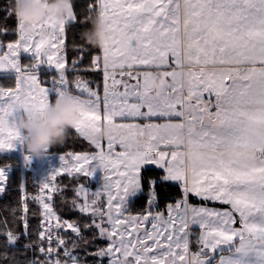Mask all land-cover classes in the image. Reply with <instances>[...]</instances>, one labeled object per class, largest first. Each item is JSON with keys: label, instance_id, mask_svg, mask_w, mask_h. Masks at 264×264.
Segmentation results:
<instances>
[{"label": "snow or ice", "instance_id": "1", "mask_svg": "<svg viewBox=\"0 0 264 264\" xmlns=\"http://www.w3.org/2000/svg\"><path fill=\"white\" fill-rule=\"evenodd\" d=\"M70 8L27 36L11 6L0 18V72L14 80L0 87V154L24 145L18 120L52 103L41 64L58 72L56 100L79 102L69 136L94 149L61 154L37 185L39 195H21L13 227L3 220L0 264H264V0H89L87 10L109 31L132 37L106 44L87 65L88 46L75 45L71 71L98 73L99 80L69 79L66 28L78 21ZM215 25L227 29L221 40ZM197 40L211 44L193 48ZM22 53L33 61L22 64ZM154 74L168 80L162 98L152 94ZM221 117L230 123L217 129ZM24 161L27 167L32 156ZM12 167L0 164V196L11 191ZM97 172L101 183L90 198ZM61 175L76 183L58 185ZM174 185L180 197L165 216L156 209L163 188ZM190 197L227 207L195 205ZM60 204L87 219L69 221Z\"/></svg>", "mask_w": 264, "mask_h": 264}, {"label": "clouds", "instance_id": "2", "mask_svg": "<svg viewBox=\"0 0 264 264\" xmlns=\"http://www.w3.org/2000/svg\"><path fill=\"white\" fill-rule=\"evenodd\" d=\"M72 0H14L12 11L17 21L23 26V33L31 35L35 26L39 25L49 16L57 18L65 17L72 9ZM211 32L216 40L224 38L227 29L221 25H215ZM82 38L92 47L102 49L106 44L114 41L127 43L131 36L124 33L109 31L108 23L97 13L92 26L82 32ZM211 41H194L193 48H201L210 45ZM168 80L163 75L154 74L149 77V84L152 94L163 97ZM79 102L71 97L65 96L52 102L43 112L33 113L18 120V127L24 134V146L32 158H43L49 150L62 146L69 136L70 131L75 127L80 118ZM229 120L221 117L215 122L217 129L229 126ZM261 121H257L260 124ZM108 128H105L100 135L108 136ZM94 139L95 135H90Z\"/></svg>", "mask_w": 264, "mask_h": 264}, {"label": "trees", "instance_id": "3", "mask_svg": "<svg viewBox=\"0 0 264 264\" xmlns=\"http://www.w3.org/2000/svg\"><path fill=\"white\" fill-rule=\"evenodd\" d=\"M14 0H0V18H3L6 10L13 5ZM89 3V0H72L73 4V10L78 16V21L75 24H70L66 28V41H65V52L67 59L69 61L68 67L72 68L71 61L76 58L77 51L75 45L77 44H86L89 48L88 56L85 57L83 64L87 65L89 63L90 57L93 53H99L100 49L92 47L91 45L87 44L86 41L82 38V32L86 29L91 28L92 26V20L95 19L97 12L95 10H92L89 12L87 10V4ZM87 17L85 20L84 18ZM83 21V22H80ZM9 24L14 25L15 24V17H13L11 20H9ZM7 39L14 40L16 37L10 36ZM33 61V59L30 58H22L23 64H29ZM81 77H87L90 75V73L85 72H77ZM76 75L69 74V77L71 79H74ZM50 76H45V80L47 81ZM13 76H0V87L13 84ZM47 83H50V80H48ZM93 151L91 145H89L85 140L81 138H76L74 136H68L65 143L62 146H56L49 150V153L51 154H58L63 153L66 154L69 151ZM3 163H10L12 167V173L11 177L9 179V185L11 186V191H8L3 196H0V233H2L5 229V225L3 223V220H7L8 224L7 227L11 228L13 227L12 221V210H16L17 216L19 215V207H20V197L22 194H27L29 196H35V186L32 182V175L27 173L25 176L23 175L22 168H21V161L17 156H1L0 155V164ZM158 170L153 169V172L151 174H157ZM82 181V180H81ZM23 183L25 185V192L22 193L19 190V184ZM75 184L76 181L72 179L70 181L69 177L67 175L61 176L57 180V184L60 186L68 185V184ZM180 188L178 186H166L163 188L164 196L160 200L159 206L157 210L164 211L166 208V205L169 203H173L175 200L179 199L180 197ZM73 195L72 192L68 191L65 193L66 197H71ZM142 204L143 201L137 202L132 207L133 213H138L142 210ZM30 210H37L38 205L30 200L29 203ZM58 212L60 215H62L64 218L68 219L69 221L72 220H79L83 222L87 219L85 216H81L79 213L75 211H70L69 206L67 204H60L58 207ZM39 224V216L32 217L30 219V225L35 228ZM4 237L3 235H0V245L3 244ZM23 241H21L22 243ZM98 243H104L103 241H98ZM31 255V253L29 254Z\"/></svg>", "mask_w": 264, "mask_h": 264}, {"label": "rangeland", "instance_id": "4", "mask_svg": "<svg viewBox=\"0 0 264 264\" xmlns=\"http://www.w3.org/2000/svg\"><path fill=\"white\" fill-rule=\"evenodd\" d=\"M21 57L33 59V55L31 53H22ZM21 57H20V59H21ZM39 69L40 68H38V71H39ZM40 72H41V70L39 71V73ZM50 99H51V94H50ZM26 154H29L26 147L24 145L18 144L16 149L10 150L7 153H2L0 155L1 156H17L20 159L23 175L25 176V174L29 173L33 177L32 182L35 186V191H36L35 196H36V195H39V188L37 185L47 177V175L49 174V172L53 168L57 167L60 164L59 157L63 153L51 154L48 152V154L43 158H39V159L32 158L31 163L27 167L25 166V161H24V157ZM101 175H102L101 173L97 172L95 178L93 180H91L88 184V187L90 189V192H89L90 198H91L92 190H96L99 188V184L101 183ZM61 176H63V175H61ZM61 176H58L57 180ZM81 182H83V178H82ZM158 211H160V210H158ZM160 212H163L165 214V216H167V213H168L167 207L165 208L164 211L161 210Z\"/></svg>", "mask_w": 264, "mask_h": 264}, {"label": "crops", "instance_id": "5", "mask_svg": "<svg viewBox=\"0 0 264 264\" xmlns=\"http://www.w3.org/2000/svg\"><path fill=\"white\" fill-rule=\"evenodd\" d=\"M22 58L21 57V63H22ZM23 64V63H22ZM68 67V66H67ZM39 71L41 70V72L39 73V78L41 80V82L43 83V85L46 87V88H49L50 89V94H51V100L52 102H55L56 98H57V92H53L51 90V88L48 86V83L46 84V82H48V80H50V83H54V80L53 78L54 77H58V72L56 70V68L54 66H50L48 64H41L39 66ZM69 71H68V76L69 74L71 75H76V74H79L77 72H73L71 71L72 68H69ZM0 76H13L12 73H3V72H0ZM45 76H50L47 81L45 80ZM86 78H89V79H94V80H99L100 79V75L98 73H90L89 76H87ZM70 80H72L70 77H69ZM55 84V83H54ZM119 122V121H118ZM136 122H139V121H136ZM82 139V138H81ZM84 140V139H83ZM87 142V141H86ZM88 143V142H87ZM89 144V143H88ZM90 145V144H89ZM115 150L117 152L121 151L122 149L120 148L119 145L116 146ZM179 187V186H178ZM180 188V187H179ZM181 190V189H180ZM189 202L192 203V204H195V205H207L208 207H215V208H223V207H227V206H224V205H219V204H211L209 202H206V201H201L195 197H190L189 198ZM193 248H194V245H193Z\"/></svg>", "mask_w": 264, "mask_h": 264}, {"label": "built area", "instance_id": "6", "mask_svg": "<svg viewBox=\"0 0 264 264\" xmlns=\"http://www.w3.org/2000/svg\"><path fill=\"white\" fill-rule=\"evenodd\" d=\"M49 87L51 88V90L53 91V92H56V85L55 84H53V83H49Z\"/></svg>", "mask_w": 264, "mask_h": 264}]
</instances>
